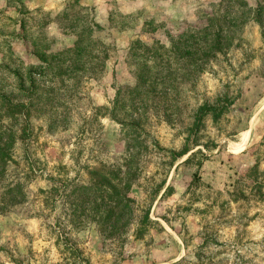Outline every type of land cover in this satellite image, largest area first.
<instances>
[{"label": "rangeland", "instance_id": "1", "mask_svg": "<svg viewBox=\"0 0 264 264\" xmlns=\"http://www.w3.org/2000/svg\"><path fill=\"white\" fill-rule=\"evenodd\" d=\"M0 264H264V0H0Z\"/></svg>", "mask_w": 264, "mask_h": 264}, {"label": "bare ground", "instance_id": "2", "mask_svg": "<svg viewBox=\"0 0 264 264\" xmlns=\"http://www.w3.org/2000/svg\"><path fill=\"white\" fill-rule=\"evenodd\" d=\"M247 136H243V139L239 142L233 145V150L234 151H240L245 148L247 145Z\"/></svg>", "mask_w": 264, "mask_h": 264}]
</instances>
